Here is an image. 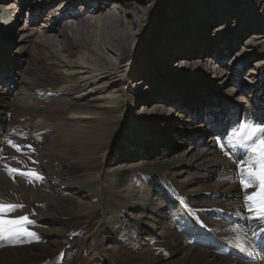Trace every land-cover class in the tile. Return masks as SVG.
I'll use <instances>...</instances> for the list:
<instances>
[{"label": "bare ground", "instance_id": "obj_1", "mask_svg": "<svg viewBox=\"0 0 264 264\" xmlns=\"http://www.w3.org/2000/svg\"><path fill=\"white\" fill-rule=\"evenodd\" d=\"M117 109L122 151L95 153ZM241 123L264 126V0H0V202L39 237L0 239V264H262Z\"/></svg>", "mask_w": 264, "mask_h": 264}, {"label": "snow or ice", "instance_id": "obj_2", "mask_svg": "<svg viewBox=\"0 0 264 264\" xmlns=\"http://www.w3.org/2000/svg\"><path fill=\"white\" fill-rule=\"evenodd\" d=\"M261 134L257 136V134ZM234 137L239 140H252L249 148V159L238 164L240 173V183L245 188H255L251 194L243 197L247 210L253 213V219L264 222V126L247 125L241 123L238 130L233 133ZM253 137H256L253 140ZM9 145L17 148L19 146L12 141H8ZM31 147V146H29ZM10 172H19L21 175H27L36 179H43L35 170L21 172L20 169H9ZM23 205L4 204L0 202V239L17 241L21 237L36 238L37 233L30 231L27 225L34 223L28 216H19L9 218L10 213L22 208ZM261 232L264 233V224L261 226ZM256 235V233H253ZM240 251L245 252L248 256H253V251L245 247L243 244L236 245ZM63 254H61L62 258Z\"/></svg>", "mask_w": 264, "mask_h": 264}, {"label": "rangeland", "instance_id": "obj_3", "mask_svg": "<svg viewBox=\"0 0 264 264\" xmlns=\"http://www.w3.org/2000/svg\"><path fill=\"white\" fill-rule=\"evenodd\" d=\"M25 16V14H24ZM24 19V18H23ZM40 22V21H39ZM39 22L36 23V25L39 24ZM4 24H6V19L4 21ZM205 39V38H204ZM206 40V39H205ZM208 40V39H207ZM211 40V39H210ZM208 40V41H210ZM34 39L33 42L30 41L29 43H26V47H25V56L26 59L23 61V63L21 64L20 69H23V67H25L26 69L29 68L30 64L28 63V56L31 54H35L34 56L36 58H38V54L37 53H33L34 52H39L34 50ZM19 43L14 44L12 46H10V50H15L16 47H18ZM33 49V51H32ZM26 61V62H25ZM28 66V67H27ZM39 67L35 66L33 68H31L35 73L38 72L37 69ZM26 72H29V69L26 70ZM36 75H33L30 73L29 77L30 79L35 78ZM137 100V98H135ZM109 117H103L100 118L101 121L98 122L97 125V129H94V132H92V136L91 134H89L90 137L87 136V134L85 135V138L89 139L92 141V145L94 147H96L97 149L94 150L95 153L101 151V150H108L107 153L108 154H117L119 155L122 151L121 147H119L117 144L122 141L123 139L121 138L122 135V131L126 125V122L124 121L125 117L122 115L121 111L119 109H117L116 111H114L113 113H108ZM227 139H225L226 141ZM187 143H183V145L181 146V150L185 149V147L187 146ZM224 147V145H223ZM225 147L226 144H225ZM178 151H181V150ZM174 151V149H170V150H165V156H171L173 154H177L178 153ZM161 154L160 151H155L154 155H158ZM164 153L161 154V156H163ZM116 216V215H115ZM117 230V228H116ZM118 233H120L118 240L116 241V247L113 249L116 252L120 253L121 256H127V255H131L132 252H134V246L136 244L135 241L132 240L131 236L129 234H122V230ZM58 247H56L57 249ZM122 251H127V253H123ZM71 255H68V257L64 258L63 261H65L67 258H69ZM63 264H70V261H65L63 262ZM75 264H99L98 262H96V258H90L88 255H86L85 253H82L81 256L79 258L76 259ZM262 264H264V262H262Z\"/></svg>", "mask_w": 264, "mask_h": 264}]
</instances>
